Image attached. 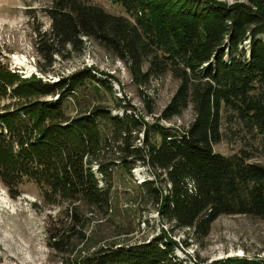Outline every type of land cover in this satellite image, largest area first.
<instances>
[{
    "label": "trees",
    "instance_id": "obj_1",
    "mask_svg": "<svg viewBox=\"0 0 264 264\" xmlns=\"http://www.w3.org/2000/svg\"><path fill=\"white\" fill-rule=\"evenodd\" d=\"M110 1L127 17L82 0H54L49 30L36 44L40 58L67 47L80 52L84 39L93 40L126 63L132 77L146 82L169 73L178 79L172 98L155 123L146 124L124 106L117 116L94 99L113 96L112 77L94 67L43 82L14 80L0 62V100L14 98L12 108L22 112L0 113V180L13 191L27 178L46 204H65L47 229L49 248L64 256L61 264H182L174 256L175 230L203 239L220 215L264 222V164L251 162L246 152L213 150L226 113L254 135L264 154V0ZM67 99L74 116L66 113ZM188 106L194 111L187 128L159 124ZM138 167L149 176L133 179ZM118 172L130 178L139 206L153 205L161 228L149 241L91 244L85 229L91 219L79 204L109 215ZM208 264L264 263L235 257Z\"/></svg>",
    "mask_w": 264,
    "mask_h": 264
},
{
    "label": "rangeland",
    "instance_id": "obj_2",
    "mask_svg": "<svg viewBox=\"0 0 264 264\" xmlns=\"http://www.w3.org/2000/svg\"><path fill=\"white\" fill-rule=\"evenodd\" d=\"M86 4L102 8L108 14L127 17L118 3L110 0H82ZM232 3L233 0H217ZM54 0H0V62L15 76L12 79L41 78L43 82L56 81L58 77L75 72L77 69L94 67L99 73L112 77L113 96L105 94L96 98L103 107H108L113 115L122 114L123 106L130 112L143 117L146 124H154L155 118L172 98L179 84L178 79L169 73L144 82L140 77H132L128 65L115 58L93 40L84 39L80 52L62 49L61 54L52 53L51 58L42 60L37 53L36 44L39 35H45L51 20L48 9ZM50 45L48 41L47 45ZM51 49V46L42 48ZM243 48H248L246 43ZM50 60L52 64L50 63ZM39 61V62H38ZM38 64L49 71L40 73ZM147 64L144 65L143 71ZM18 83V81H15ZM90 96L93 92L89 93ZM55 97L47 99L52 101ZM36 99H30L31 102ZM39 100L42 101L40 98ZM14 98L0 100V113H11L22 117V112L12 108ZM23 101H20L22 103ZM73 101L65 102L66 113L74 116ZM15 109V110H14ZM151 109L152 112L148 113ZM191 106L181 116H174L170 121L159 123L167 128H187L193 119ZM128 113V112H127ZM221 121V140L213 150L224 156L240 153L250 154L251 162H262L264 154L254 135L234 119L232 114L224 113ZM133 179L142 180L149 176L144 168H135ZM127 175L118 172L114 179L113 202L115 209L109 215L101 216L98 211L87 205L79 204L90 218L86 226L89 243L97 240L149 241L161 228L153 205H141L134 201V190ZM130 203L129 207L127 204ZM128 208H124V207ZM65 209V204H46L41 190L29 179H23L13 191L0 180V264H61L64 256L48 246L47 229L50 221L58 218V213ZM93 216V217H92ZM169 225H166V230ZM203 239L192 236L191 230L179 229L173 232L177 243L174 251L176 260L182 264H205L224 258L254 259L264 263V222L252 216L220 215L210 225V230ZM92 239V240H91ZM91 240V242H90ZM80 246L78 247V249ZM91 250V249H90ZM66 258V256H65ZM196 260V261H195Z\"/></svg>",
    "mask_w": 264,
    "mask_h": 264
}]
</instances>
